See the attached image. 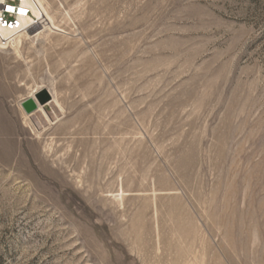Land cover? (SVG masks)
Segmentation results:
<instances>
[{
    "label": "rangeland",
    "instance_id": "obj_1",
    "mask_svg": "<svg viewBox=\"0 0 264 264\" xmlns=\"http://www.w3.org/2000/svg\"><path fill=\"white\" fill-rule=\"evenodd\" d=\"M42 3L0 45V264H264V0Z\"/></svg>",
    "mask_w": 264,
    "mask_h": 264
},
{
    "label": "built area",
    "instance_id": "obj_2",
    "mask_svg": "<svg viewBox=\"0 0 264 264\" xmlns=\"http://www.w3.org/2000/svg\"><path fill=\"white\" fill-rule=\"evenodd\" d=\"M35 7V0H0V45L2 47L13 43L15 36L39 32L44 21L35 14ZM6 31L12 32V35L4 37L3 32Z\"/></svg>",
    "mask_w": 264,
    "mask_h": 264
},
{
    "label": "bare ground",
    "instance_id": "obj_3",
    "mask_svg": "<svg viewBox=\"0 0 264 264\" xmlns=\"http://www.w3.org/2000/svg\"><path fill=\"white\" fill-rule=\"evenodd\" d=\"M35 3H36V7L34 9V12H35V14L38 17L42 18L43 21H44L43 26L40 28V32L42 30L44 32L45 31L44 29H46V28L51 29V30H59L55 26L54 20L52 19V17L50 16L49 12L45 8L44 4L42 3V0H35ZM11 33L12 32H7V31L3 32V36L4 37H10L12 35ZM20 36H23V35L15 36V39H14V42H13L14 46L21 42V37ZM40 111L45 113L41 106H40ZM45 115H46V113H45Z\"/></svg>",
    "mask_w": 264,
    "mask_h": 264
},
{
    "label": "water",
    "instance_id": "obj_4",
    "mask_svg": "<svg viewBox=\"0 0 264 264\" xmlns=\"http://www.w3.org/2000/svg\"><path fill=\"white\" fill-rule=\"evenodd\" d=\"M52 99H53L52 94L48 90L43 89V90H40L35 95V99L30 98V99L25 100L22 103V107L24 111L26 112V114L31 115L38 110L39 105L45 106L49 102H51Z\"/></svg>",
    "mask_w": 264,
    "mask_h": 264
},
{
    "label": "snow or ice",
    "instance_id": "obj_5",
    "mask_svg": "<svg viewBox=\"0 0 264 264\" xmlns=\"http://www.w3.org/2000/svg\"><path fill=\"white\" fill-rule=\"evenodd\" d=\"M10 11L12 10V9H9ZM23 10H21V12H22Z\"/></svg>",
    "mask_w": 264,
    "mask_h": 264
}]
</instances>
